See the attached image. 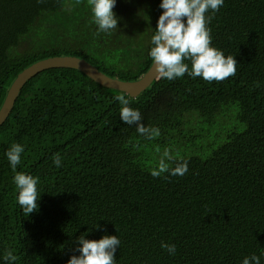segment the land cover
<instances>
[{"label": "trees", "instance_id": "16d2710c", "mask_svg": "<svg viewBox=\"0 0 264 264\" xmlns=\"http://www.w3.org/2000/svg\"><path fill=\"white\" fill-rule=\"evenodd\" d=\"M159 3L116 0L118 29L104 33L88 0H0V107L16 76L47 57L84 58L125 81L143 76ZM207 15L212 46L237 61L224 80L158 75L135 98L72 68L24 84L0 125V264L9 250V264H65L84 233L117 235L115 264H241L252 254L264 264V0H224ZM119 95L158 134L124 124ZM12 143L25 148L17 171L39 179L29 215L5 156Z\"/></svg>", "mask_w": 264, "mask_h": 264}, {"label": "clouds", "instance_id": "9594fccd", "mask_svg": "<svg viewBox=\"0 0 264 264\" xmlns=\"http://www.w3.org/2000/svg\"><path fill=\"white\" fill-rule=\"evenodd\" d=\"M223 4L224 0H160L159 8L163 11L158 16L151 36L148 55L161 78L171 81L187 73L190 77H200L211 82L236 74L237 61L234 55H225L221 49L212 46L210 29L207 27L211 15L206 16V13L214 14ZM88 5L93 23L100 32L110 33L118 29V20L121 18L113 11L116 0H88ZM185 61H190L191 68ZM116 99L121 104L119 117L124 124L136 125L137 132L149 138L152 134H158L157 130L144 126L141 113L130 106L126 96L119 95ZM24 151L22 144L12 143L5 156L14 173L12 181L17 191V203L29 215L39 210L41 192H38V177L17 171ZM61 160L59 153L53 154L52 163L55 167H61ZM162 171H165L163 166L160 171L152 174L158 176ZM186 171L185 164L172 174L183 175ZM94 227L100 228L97 223ZM120 243L117 235L103 234L98 239H88L84 233L75 238L77 254L69 256L65 264H115V254ZM160 246L169 255H175V244L161 242ZM2 259L4 264H9L16 260V256L9 250ZM241 264H260V257L255 254L245 256Z\"/></svg>", "mask_w": 264, "mask_h": 264}, {"label": "water", "instance_id": "95a60500", "mask_svg": "<svg viewBox=\"0 0 264 264\" xmlns=\"http://www.w3.org/2000/svg\"><path fill=\"white\" fill-rule=\"evenodd\" d=\"M51 68L76 69L101 86L125 92L133 98L144 91L159 75L154 69L153 62L143 76L134 81H125L106 75L84 58L74 55L47 57L23 69L13 80L0 107V125L8 117L24 84L36 74Z\"/></svg>", "mask_w": 264, "mask_h": 264}]
</instances>
